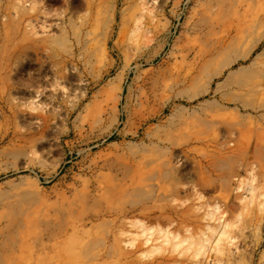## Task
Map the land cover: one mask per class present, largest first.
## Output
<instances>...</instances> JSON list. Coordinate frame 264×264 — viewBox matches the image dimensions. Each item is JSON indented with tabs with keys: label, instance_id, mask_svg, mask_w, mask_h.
I'll return each mask as SVG.
<instances>
[{
	"label": "rangeland",
	"instance_id": "rangeland-1",
	"mask_svg": "<svg viewBox=\"0 0 264 264\" xmlns=\"http://www.w3.org/2000/svg\"><path fill=\"white\" fill-rule=\"evenodd\" d=\"M0 264H264V0H0Z\"/></svg>",
	"mask_w": 264,
	"mask_h": 264
},
{
	"label": "bare ground",
	"instance_id": "bare-ground-1",
	"mask_svg": "<svg viewBox=\"0 0 264 264\" xmlns=\"http://www.w3.org/2000/svg\"><path fill=\"white\" fill-rule=\"evenodd\" d=\"M79 80H80V79H79ZM80 83H81V82H78V84H80ZM147 240H148V239L146 238V239H145V242H147Z\"/></svg>",
	"mask_w": 264,
	"mask_h": 264
}]
</instances>
